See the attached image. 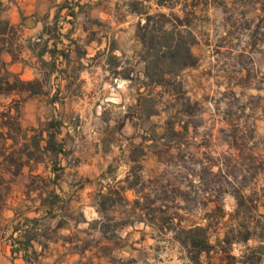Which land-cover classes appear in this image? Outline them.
<instances>
[{
    "label": "rangeland",
    "instance_id": "rangeland-1",
    "mask_svg": "<svg viewBox=\"0 0 264 264\" xmlns=\"http://www.w3.org/2000/svg\"><path fill=\"white\" fill-rule=\"evenodd\" d=\"M9 1L0 0V20ZM79 1L71 17L59 9L64 0H51V11L37 15L45 27L39 40L0 26V47L24 61L39 88L0 95V112L18 106L21 126L10 129L15 142L0 138V264H26L22 251L12 252L25 232L40 240L29 264H186L173 233L149 223L171 219L208 224L212 243L229 232L235 264H264V0H166L160 7L153 0ZM144 11L185 16L197 62L163 87L141 88L149 97L138 102L144 63L136 23ZM45 41L58 51L53 58L44 52L41 62L36 53ZM51 118L60 120L56 138L64 150L56 157L29 141ZM171 123L180 133L164 130ZM28 152L41 161H26ZM9 154L22 156L16 174ZM136 178L156 198L154 210L132 212L137 194L126 189L125 200L114 196L102 216L97 212L100 191ZM55 193L52 212L26 224L25 217L45 213ZM99 219L109 222L105 234ZM238 224L250 230L247 242L230 233Z\"/></svg>",
    "mask_w": 264,
    "mask_h": 264
},
{
    "label": "trees",
    "instance_id": "trees-1",
    "mask_svg": "<svg viewBox=\"0 0 264 264\" xmlns=\"http://www.w3.org/2000/svg\"><path fill=\"white\" fill-rule=\"evenodd\" d=\"M147 0H133L132 5L143 4ZM154 4L157 7L165 6L166 0H153ZM1 3V2H0ZM81 7L79 0H64L63 3L59 5V9H66V14L73 17L76 13L75 7ZM135 11V10H132ZM140 15L143 16L142 20H138L136 23V36L139 38L142 44V62L143 71L141 77V84L137 86L136 90L140 95L138 102H141L148 98V95H145V92L141 91L150 88L152 86H165L169 81H175L176 75L182 69L193 66L197 62V57L191 51V45L196 41V37L192 32L190 26L187 23H184L185 16H180L174 12H164L158 11L154 13H149L148 11L140 12ZM54 25L57 23L56 20L53 21ZM0 26L2 30L13 29L14 26L10 25L7 20H0ZM45 30V27L43 28ZM42 32L44 33V31ZM0 33H3L0 31ZM44 48L36 53V57L40 59L41 62L44 60L42 56L44 52H48L53 58V54L58 51L56 46L46 49L47 41L44 42ZM33 50L32 46H29ZM2 51H8L12 58L14 57L13 52L9 50L8 47H0V70L4 71V74L0 76V95H8L12 92L27 91L30 94L36 93L39 88L36 84L37 80H23L19 78L16 74L10 72L6 68V63L1 58ZM61 55L64 58H67V53L64 50H59ZM49 65L51 68L55 66L54 61L50 62ZM128 77V73L124 76ZM141 104V103H140ZM14 113H12V107H7L6 110L0 112V125L7 127L5 132L0 130V138L7 140L11 139L15 142V136L11 133V128L15 129V132H19L21 129L20 124L18 123V113L19 108L15 106ZM156 110L150 109L146 110L145 116H150ZM5 119V120H4ZM46 125L43 128L35 129L37 134L29 136V141L31 142L32 147L41 151L49 152L55 157L59 153H64L62 143L57 140V134L59 133L60 120L56 118H51L46 121ZM182 129L186 130V126H182ZM165 131L172 133H180V130H176L174 125L167 124ZM44 142V144H42ZM24 148L28 149V144H24ZM21 157H15L12 154L7 156L6 161L11 165H16L17 169L14 171V174L17 173L18 168L23 165L21 162ZM26 161H30L33 158L36 162H40V158L33 157V152H28L26 154ZM129 177H126L128 180ZM138 178L136 182H128L127 185L121 186L120 188H110L105 192H99L97 195L96 210L102 216L103 212L106 210L107 206L116 202L117 197L119 200H125L123 192L126 189H134L137 194L136 198L133 199L130 210L134 213H145L149 214L147 210H154V207L151 208L156 198L152 200L148 198V194L145 192L143 186L137 187ZM54 198L58 199V194H54L53 199L50 201L51 206L47 208L45 213L42 216L34 217H25L24 221L26 224H38L41 220L45 219L46 216L52 212V205L55 202ZM237 198V197H236ZM154 219V218H153ZM152 219V220H153ZM101 232L103 234L107 233L110 230L109 222L104 220H97ZM126 222H115L113 226L118 227L124 225ZM155 228H165L173 233L172 239L179 248L184 253V257L187 260L186 264H235L236 256L231 254L230 246L232 244V238H229V232H226V235L222 240H216V242L210 241L209 234V225L200 224L198 222L191 223L187 225H182L180 222L177 224L171 219L167 221L153 220L149 222ZM166 223V224H165ZM166 225V226H165ZM36 227V226H35ZM18 229V228H16ZM112 236L115 235V230H112ZM236 231L237 234L242 235L240 241L247 242L251 238L250 230L246 224H238L236 228L230 230V233ZM236 234V235H237ZM112 236L108 237L111 238ZM235 239V238H233ZM19 241V246L12 248L14 251H22V258L26 264H29L32 261L30 256L29 249L33 247V241H40L38 239L37 233H27L25 232L22 240ZM238 241V240H235ZM35 250L31 251V254H34ZM134 259H119L114 260L116 264H126L133 262ZM243 264L244 260H240Z\"/></svg>",
    "mask_w": 264,
    "mask_h": 264
},
{
    "label": "crops",
    "instance_id": "crops-1",
    "mask_svg": "<svg viewBox=\"0 0 264 264\" xmlns=\"http://www.w3.org/2000/svg\"><path fill=\"white\" fill-rule=\"evenodd\" d=\"M51 0H10L8 7L5 10L4 17L10 25L18 26L19 32L24 37L34 38L39 40L40 36H43V27L41 21L37 18L38 14L51 11L48 9V5ZM61 2L63 0H56ZM30 52H34L28 47ZM2 59L6 63L8 69L14 73H17L22 79H31L33 75H29L26 65L23 60L13 59L12 55L8 51H4Z\"/></svg>",
    "mask_w": 264,
    "mask_h": 264
}]
</instances>
